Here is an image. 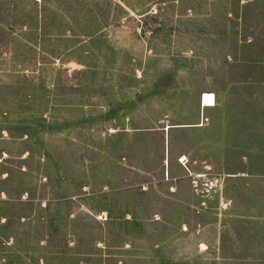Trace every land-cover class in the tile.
I'll return each mask as SVG.
<instances>
[{
    "label": "rangeland",
    "instance_id": "1",
    "mask_svg": "<svg viewBox=\"0 0 264 264\" xmlns=\"http://www.w3.org/2000/svg\"><path fill=\"white\" fill-rule=\"evenodd\" d=\"M0 264H264V0H0Z\"/></svg>",
    "mask_w": 264,
    "mask_h": 264
},
{
    "label": "bare ground",
    "instance_id": "2",
    "mask_svg": "<svg viewBox=\"0 0 264 264\" xmlns=\"http://www.w3.org/2000/svg\"><path fill=\"white\" fill-rule=\"evenodd\" d=\"M201 102L204 107H211L215 105V98L212 93H204L201 97Z\"/></svg>",
    "mask_w": 264,
    "mask_h": 264
},
{
    "label": "crops",
    "instance_id": "3",
    "mask_svg": "<svg viewBox=\"0 0 264 264\" xmlns=\"http://www.w3.org/2000/svg\"><path fill=\"white\" fill-rule=\"evenodd\" d=\"M202 103V102H201ZM202 107H204L203 105H202Z\"/></svg>",
    "mask_w": 264,
    "mask_h": 264
}]
</instances>
